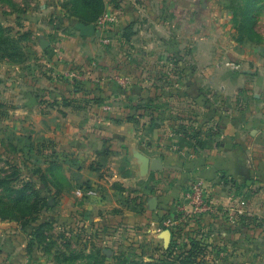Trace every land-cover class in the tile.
<instances>
[{
  "label": "crops",
  "instance_id": "crops-1",
  "mask_svg": "<svg viewBox=\"0 0 264 264\" xmlns=\"http://www.w3.org/2000/svg\"><path fill=\"white\" fill-rule=\"evenodd\" d=\"M103 2L106 12H115L114 4L119 10L109 30H132L136 37L146 28L148 41L161 50V39L153 36L165 23L153 17L151 0ZM240 2L253 18L249 40L261 47L241 68L223 65L220 49L158 55L142 42V53L134 44V54L115 59L92 47L101 32L95 25L83 35V27L94 24L69 16L64 0L34 3L40 10L29 18V43L41 49V71L19 73L27 86L6 83L0 125L12 152L24 159L25 183L52 206L54 220L72 231L80 224L111 245L129 243L137 253L149 247L170 253L178 241H185L186 251L196 239L203 246L196 264H264V32L257 31L260 18L264 31V0ZM55 6L78 32L69 39L71 51L43 34L42 21L54 17ZM155 159L162 161L159 171L151 169ZM196 179L207 182L219 211L191 227L163 228L177 217L176 204ZM83 184L98 189V196L77 198ZM14 221L0 215V264L43 263L42 248L35 241L30 248L32 236Z\"/></svg>",
  "mask_w": 264,
  "mask_h": 264
},
{
  "label": "rangeland",
  "instance_id": "rangeland-1",
  "mask_svg": "<svg viewBox=\"0 0 264 264\" xmlns=\"http://www.w3.org/2000/svg\"><path fill=\"white\" fill-rule=\"evenodd\" d=\"M36 1L0 0V103L5 101L4 92L7 90L6 83L8 81L13 79L18 82L20 87L27 86L19 73L41 71V64L37 62V53L41 49L34 44L36 42L29 43L33 35L31 31L33 21H29V18L32 17V13L40 10L39 6L34 5ZM135 1L137 0H126L127 3L132 4ZM112 2L118 3L116 0H112ZM113 7L115 12H106L104 9V13L100 17L108 14L116 18V13L119 10L116 4ZM62 8L72 12L69 0H64ZM151 8L155 9L153 17L157 15L165 23L162 25L164 26L163 32L161 31L158 36H153L157 40L161 39L163 45L160 47L161 50L156 51L158 48H155V44L148 41L150 34L144 30L146 28L141 30L143 35L136 37L132 30L120 34L116 30L114 32L113 29L108 30V34L110 33L111 36L110 34L107 36V31L97 28L96 23L100 17L93 24L102 35L99 37L95 35L92 38V47L102 53L106 51L112 58L122 56L126 51L134 54L138 48L140 52L138 50L137 53H142L144 49L138 46L141 42L143 46H148V53L153 51L158 55L165 51L170 56L179 53L191 56L196 50L210 55L220 49V53L226 59L223 60V65L230 68L232 65L241 68L240 62L242 63L246 57H251L261 49L259 44L256 45L249 40L251 35L245 29L244 24L246 23L240 13L242 9L240 0H151ZM54 10V17L52 15L42 21L48 31L44 30L43 34L48 40L52 39L56 42L57 39H60L64 42L62 47L64 51L67 49L71 51V40L69 39L77 35L78 32L70 29L68 24L63 21L56 6ZM48 11L51 13V10ZM145 13L147 15V12ZM69 16L71 15L69 14ZM145 19L148 20V18ZM261 22L260 18L257 25V31L260 34L264 32ZM50 26L54 28L53 34ZM104 39H108L109 43L103 44L102 40ZM200 40L201 42L198 44L197 41ZM62 42L60 43L62 44ZM122 42L124 45H128L126 50L125 46H119V43L122 44ZM134 44L138 48L133 46ZM167 46L169 49H166ZM62 48L61 50H63ZM84 49L87 53V46ZM187 63L188 69L194 68V62L188 60ZM245 65L246 63H244ZM12 95L9 92L10 98ZM5 137V126L0 125V205L5 204L14 217L20 219L14 221L19 227H23L22 229H27L31 233L37 231L38 238L35 245L41 247L43 253V263L40 261L39 264L197 263L195 252L186 258L184 250L186 247H183L185 241H178L177 247L170 253L160 254V251L151 247L146 253L141 252L142 249L137 253L129 247V243L119 241L118 245H111L100 233L88 235L84 226L80 224L77 225L75 231H72L68 224H59L54 220L52 206L45 207L44 201H37L35 195L26 193L29 196L23 195V198L16 196L14 191L20 190L26 181L21 172L23 171L22 165L25 163L24 159L12 152L11 143L5 141ZM27 211L28 213H26Z\"/></svg>",
  "mask_w": 264,
  "mask_h": 264
},
{
  "label": "built area",
  "instance_id": "built-area-1",
  "mask_svg": "<svg viewBox=\"0 0 264 264\" xmlns=\"http://www.w3.org/2000/svg\"><path fill=\"white\" fill-rule=\"evenodd\" d=\"M116 23V18L112 15L105 14L100 17L97 21V28L104 30L105 32L111 29V27ZM103 44H108L109 40H102ZM233 66V65H232ZM237 68V67H236ZM77 198L85 199L98 196V189H95L91 185L83 184L79 186L75 193ZM219 205L214 201V199L209 194V186L207 182L203 179H196L192 184H190L188 191L184 196L182 203H177L176 208L178 210L177 217L173 220L167 219L163 222L162 227H173V226H193L202 217L210 215L214 211H219ZM229 214L230 212L227 211ZM242 214V210L239 211ZM232 214L228 217V222L233 223L234 217ZM161 231V228L158 229Z\"/></svg>",
  "mask_w": 264,
  "mask_h": 264
},
{
  "label": "trees",
  "instance_id": "trees-1",
  "mask_svg": "<svg viewBox=\"0 0 264 264\" xmlns=\"http://www.w3.org/2000/svg\"><path fill=\"white\" fill-rule=\"evenodd\" d=\"M70 5L72 6V12L68 11V13L71 16H77L80 19V21L86 25L94 23L104 13V9H105L103 0H72V1H70ZM73 7H74V9H73ZM240 13L243 16V20H245L244 23H246V24H244L246 27L245 29L249 31V33L251 35L250 38H252L253 18L248 13L247 6H242ZM26 193L27 194L30 193L31 195H35L36 199H38L37 201H42V200H40L36 191L33 190L29 186V183H24L20 187V190L14 191V194L16 196L18 195V196H21L22 198H23V195H26ZM26 196H29V195H26ZM34 204H35V202H34ZM43 205L45 207H49L48 204L46 203V201L43 202ZM26 213H28V211ZM0 215L1 216L5 215V216H8V218L20 220L19 218L14 217V215L11 213V211L7 209L5 204L0 205ZM29 233L32 236V238L29 242V247L31 248V246L33 245V242L35 241V243H36V241H37L38 233H37V231L36 232L34 231L32 233L29 232ZM188 245H189V248L185 251L186 258H189L191 254H194V252H195L196 256H199L201 254V251L203 250V246L196 239H192L191 241H189ZM175 247H177L176 243L173 244V246H171L170 249L173 250ZM163 262H165V261H163ZM166 264H171V263H166Z\"/></svg>",
  "mask_w": 264,
  "mask_h": 264
},
{
  "label": "water",
  "instance_id": "water-1",
  "mask_svg": "<svg viewBox=\"0 0 264 264\" xmlns=\"http://www.w3.org/2000/svg\"><path fill=\"white\" fill-rule=\"evenodd\" d=\"M83 35H91L93 32H94V26L93 25H90V26H86V27H83ZM90 31V33L88 32ZM151 169L153 171H159L162 169V161L160 159H155L153 162H152V166H151Z\"/></svg>",
  "mask_w": 264,
  "mask_h": 264
}]
</instances>
